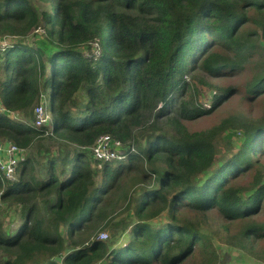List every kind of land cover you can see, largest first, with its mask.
Here are the masks:
<instances>
[{
    "label": "trees",
    "instance_id": "16d2710c",
    "mask_svg": "<svg viewBox=\"0 0 264 264\" xmlns=\"http://www.w3.org/2000/svg\"><path fill=\"white\" fill-rule=\"evenodd\" d=\"M39 28L51 52L23 42ZM0 36L19 37L0 47V141L30 152L16 180L0 175V200L21 216L12 235L0 227V264H218L200 229L210 211L221 217L228 244L264 262V221L256 217L264 200V117L251 124L229 116L198 131L181 122L210 112L185 95L188 71L235 69L259 50L264 0H0ZM263 84L261 72L247 96ZM46 91L51 119L36 127L33 109ZM165 116L175 135L136 143L126 158L142 160L141 179L156 183L133 197L134 220L115 223L128 229V240L111 246L97 235L114 224L125 167L96 161L95 169L89 147L102 134L132 142L136 130ZM235 128L240 144L219 157L217 138ZM44 140L54 141V152ZM249 171L252 180L238 182Z\"/></svg>",
    "mask_w": 264,
    "mask_h": 264
},
{
    "label": "rangeland",
    "instance_id": "374dc122",
    "mask_svg": "<svg viewBox=\"0 0 264 264\" xmlns=\"http://www.w3.org/2000/svg\"><path fill=\"white\" fill-rule=\"evenodd\" d=\"M43 4L42 2H40ZM19 37L11 36H0V47L6 46ZM23 42L28 44L33 49H40L44 53L48 51L51 52L54 48L49 44L45 35L43 34V29L39 28L31 33H28L23 38ZM94 51L98 52L97 47L94 45ZM259 50L253 51L249 56L244 57L241 64H237L235 69H224L218 70V73H203L200 71L187 72L185 77L186 82L192 87L191 92H186L185 95H195L196 101L202 109H209L210 112L202 114L196 118L192 119H182L181 122L189 131H198L208 129L213 125L218 124L223 118L229 116L239 117L240 120L245 122L255 124L261 122V118L264 117V84L260 86L259 93L253 94V98H249L247 95V86L249 82L259 73L264 72V61L260 58L259 53H264V42L258 41ZM230 92L225 96V100L219 102L216 106L212 105V101L216 95H219L226 90ZM212 91V94L210 93ZM41 96L40 102L44 105L45 113L48 115V119H51L49 113V98L50 95L48 91L44 92ZM178 95V94H177ZM177 109V106L173 104L172 108L169 109V114L173 115ZM11 118L14 120L24 121L18 114H11ZM167 116L158 118L157 121H151L146 124L143 131L142 129L136 130L134 132V138L132 142L124 143L126 149L128 147H133L137 151L136 143L144 146L150 138L155 135H166L168 137H173L175 135L171 125L165 123ZM155 123L154 128L147 127ZM242 130L240 128L227 129L226 132L222 133L217 138L218 148L220 153L219 157L228 156L231 151H234L236 147L241 142ZM144 137V138H143ZM54 141L44 140V146L51 148L55 151ZM29 151H26L28 154ZM30 153V152H29ZM91 165L98 170L99 162L93 161L91 158ZM261 164V171L264 174V156L259 158ZM131 161V160H130ZM128 159L123 161L124 169L122 172V186L119 189L120 198L116 202L115 208L111 210L110 215H112L113 223L108 227L103 228L99 232H106L108 234L107 242L112 245L121 244L128 240V229H124L122 226H117L116 221H121L125 224L127 221H133L134 216L132 214V199L137 197L139 192L143 189H151L155 186V179L148 178L145 175L141 179V167L143 161H139L138 165H134ZM119 162H113L114 166H117ZM132 166V167H130ZM126 167H129L131 171H127ZM148 167V166H147ZM257 166H254L256 169ZM260 169V167H258ZM264 177V176H263ZM17 179V174L15 180ZM252 180V172H248L242 175L238 182L248 184ZM143 181V182H142ZM100 182V177L97 176L96 183ZM264 182V178L262 179ZM125 194V197L122 196ZM129 200V203L127 201ZM127 204L130 205L128 209ZM187 217H193L192 213H187ZM259 221H264V200L259 214L256 216ZM221 217L215 212H208V217L200 226L201 232L205 233L211 237V241L217 248L219 253L218 264H264L261 260L257 259L255 256L244 253L238 250V248L228 244L224 236L226 232L221 230L220 222ZM21 223V216L19 213V208L15 205H10L8 203H3L0 200V227L3 231L8 232L12 235L18 225ZM98 232V233H99ZM264 243V241H263ZM2 258V255H0Z\"/></svg>",
    "mask_w": 264,
    "mask_h": 264
},
{
    "label": "built area",
    "instance_id": "2783aa9c",
    "mask_svg": "<svg viewBox=\"0 0 264 264\" xmlns=\"http://www.w3.org/2000/svg\"><path fill=\"white\" fill-rule=\"evenodd\" d=\"M4 108L0 104V112ZM33 125L38 127L45 124L48 115L45 113L44 105L39 102L33 109ZM137 153L131 146L126 149L124 143L108 134H102L89 147V154L92 159L99 162H120L126 161L129 154ZM26 156V151L18 145L9 141H0V175L4 180L13 181L17 174L18 163ZM98 239L106 240L108 234L99 232Z\"/></svg>",
    "mask_w": 264,
    "mask_h": 264
},
{
    "label": "water",
    "instance_id": "95a60500",
    "mask_svg": "<svg viewBox=\"0 0 264 264\" xmlns=\"http://www.w3.org/2000/svg\"><path fill=\"white\" fill-rule=\"evenodd\" d=\"M210 93L212 94V91H210Z\"/></svg>",
    "mask_w": 264,
    "mask_h": 264
}]
</instances>
